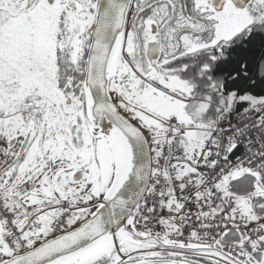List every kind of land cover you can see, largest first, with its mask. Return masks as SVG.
<instances>
[{
	"label": "snow or ice",
	"instance_id": "obj_1",
	"mask_svg": "<svg viewBox=\"0 0 264 264\" xmlns=\"http://www.w3.org/2000/svg\"><path fill=\"white\" fill-rule=\"evenodd\" d=\"M0 264H264V0H0Z\"/></svg>",
	"mask_w": 264,
	"mask_h": 264
}]
</instances>
